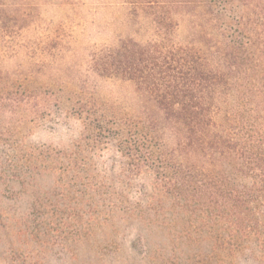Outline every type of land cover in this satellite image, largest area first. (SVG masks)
<instances>
[{"label": "rangeland", "instance_id": "rangeland-1", "mask_svg": "<svg viewBox=\"0 0 264 264\" xmlns=\"http://www.w3.org/2000/svg\"><path fill=\"white\" fill-rule=\"evenodd\" d=\"M191 1L0 0V264H264V205L242 231L169 205L160 221L137 216L167 201L153 170L119 148L147 98L94 68L125 41L159 39L163 18L181 45L241 38L254 61L229 103L264 132V0ZM161 141L176 146L168 129Z\"/></svg>", "mask_w": 264, "mask_h": 264}, {"label": "trees", "instance_id": "trees-1", "mask_svg": "<svg viewBox=\"0 0 264 264\" xmlns=\"http://www.w3.org/2000/svg\"><path fill=\"white\" fill-rule=\"evenodd\" d=\"M256 7L264 13V3ZM207 8L213 11L210 4ZM249 20L238 21L239 33L243 25L253 24ZM158 24L159 39L125 41L94 64L100 75L132 81L147 98L143 117L126 122L119 148L133 167L153 170L167 201L157 200L137 216L160 221L169 205L228 219L242 231L264 205V132L258 117L231 109L229 98L233 80L237 83L244 69H252L254 59L241 38L223 48L203 37L201 47L181 45L173 38L171 19ZM209 52L220 60L216 66ZM94 126L101 135H121L101 122ZM162 129L171 132L175 148L162 143Z\"/></svg>", "mask_w": 264, "mask_h": 264}]
</instances>
